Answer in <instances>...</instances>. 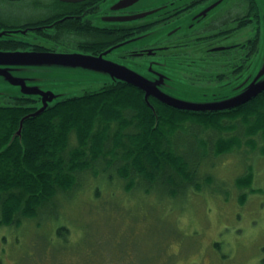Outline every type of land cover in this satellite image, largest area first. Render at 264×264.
Returning a JSON list of instances; mask_svg holds the SVG:
<instances>
[{
	"label": "rangeland",
	"instance_id": "rangeland-1",
	"mask_svg": "<svg viewBox=\"0 0 264 264\" xmlns=\"http://www.w3.org/2000/svg\"><path fill=\"white\" fill-rule=\"evenodd\" d=\"M258 1L262 19L264 0ZM260 28L251 82L236 95L264 84V21ZM160 33L153 28L92 61L75 52L0 50V105L19 96L40 110L137 76L172 97L207 102L200 94L187 99L181 94L183 88H205L195 76L204 72L199 65L172 56L127 55L157 41ZM243 138L230 152L206 155L199 166L203 187L187 194H169L159 184L147 192L146 183L129 184L112 169L97 176L86 170L74 188L55 195L36 217L0 227V264H264V141ZM71 143L76 144L74 136ZM250 173L249 187L237 184Z\"/></svg>",
	"mask_w": 264,
	"mask_h": 264
},
{
	"label": "trees",
	"instance_id": "trees-1",
	"mask_svg": "<svg viewBox=\"0 0 264 264\" xmlns=\"http://www.w3.org/2000/svg\"><path fill=\"white\" fill-rule=\"evenodd\" d=\"M10 98L0 105V227L36 217L86 170L97 176L112 169L129 184L146 183L147 192L159 184L169 194H187L203 187L199 166L206 155L230 152L245 136L264 141V90L220 110L176 107L125 80L66 97L36 115L28 98ZM227 132L237 137H224ZM252 179L246 174L237 184L249 187Z\"/></svg>",
	"mask_w": 264,
	"mask_h": 264
},
{
	"label": "flooded vegetation",
	"instance_id": "flooded-vegetation-1",
	"mask_svg": "<svg viewBox=\"0 0 264 264\" xmlns=\"http://www.w3.org/2000/svg\"><path fill=\"white\" fill-rule=\"evenodd\" d=\"M141 1L0 0V50L98 57L156 28L157 41L127 55L199 65L205 88H183V98L221 101L249 85L264 21L258 0Z\"/></svg>",
	"mask_w": 264,
	"mask_h": 264
},
{
	"label": "water",
	"instance_id": "water-1",
	"mask_svg": "<svg viewBox=\"0 0 264 264\" xmlns=\"http://www.w3.org/2000/svg\"><path fill=\"white\" fill-rule=\"evenodd\" d=\"M84 58L92 61V60L97 59L98 57H84ZM126 81L134 83L137 86H140L141 88L146 90L147 91V97L150 94H154L157 97H159L160 99H162L163 101H165L171 105H174L176 107L196 109V110H209V109L220 110V109L231 108V107L238 105V104H240L246 100H249L250 98L257 95L259 92L264 90V84H263L262 86L254 89L252 92H249L245 95L244 94L243 95H236L233 98H229V99H225V100H221V101H215V102H195V101H188V100L172 97L169 94H166L165 92L158 89L156 86H154V84L149 83L148 81L140 78V76H137V78H135V79H128ZM46 108H47V106L43 107L40 110H37L35 115L44 111Z\"/></svg>",
	"mask_w": 264,
	"mask_h": 264
}]
</instances>
